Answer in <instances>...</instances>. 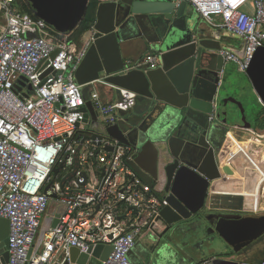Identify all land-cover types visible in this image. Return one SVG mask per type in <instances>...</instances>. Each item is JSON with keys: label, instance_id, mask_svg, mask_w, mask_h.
I'll list each match as a JSON object with an SVG mask.
<instances>
[{"label": "built area", "instance_id": "1", "mask_svg": "<svg viewBox=\"0 0 264 264\" xmlns=\"http://www.w3.org/2000/svg\"><path fill=\"white\" fill-rule=\"evenodd\" d=\"M108 1L114 0H98ZM182 1L213 28L241 38L242 43L233 47L244 57L228 49L221 53L225 63L235 62L245 72L257 49L264 46V0H178ZM0 12L4 18L0 28V218L10 223L8 246H0V264H71L72 248L88 253L108 244L113 250L102 264H133L130 253L136 243L164 231L162 210L168 206L164 194L131 167L138 147L107 133L123 118L121 111L135 107L137 93L120 88L119 100L114 95L116 86L104 78L88 85L78 83L76 72L93 37L78 46L70 39L73 33H59L35 13L23 11L18 0H0ZM135 65L138 62L126 61L125 71ZM139 65L155 69L160 57L150 54ZM98 86L112 99L104 100ZM87 87H91L88 96ZM88 100L98 114L95 127L83 110ZM217 109L215 104L213 122H217ZM237 128L250 133L256 145V141L264 145V129ZM52 201L57 203L60 221L30 255ZM246 205L247 198L244 214L264 213ZM6 252L8 262L3 260ZM217 260L264 264V257L253 262L222 256L193 264H216Z\"/></svg>", "mask_w": 264, "mask_h": 264}, {"label": "water", "instance_id": "2", "mask_svg": "<svg viewBox=\"0 0 264 264\" xmlns=\"http://www.w3.org/2000/svg\"><path fill=\"white\" fill-rule=\"evenodd\" d=\"M27 1L39 18L64 34L78 28L90 3V0ZM188 6L186 1L179 3L178 0H114L99 3L93 26V43L76 72L77 81L82 85L104 78V81L116 86L114 95L119 100L122 99L120 88L137 91L135 107L121 111L123 118L117 125L109 127L107 133L125 144L138 147L130 165L146 183L168 200V206L162 210V218L169 226L198 214L207 207L209 197L216 200L217 207H220L221 200H231L237 209L230 206L226 210L239 214H243L244 206V196L240 193L211 195V189L214 190L225 176L217 157V145L208 137L211 123L197 119L198 116L209 118L217 104V123L226 124L227 118L217 101L225 65L221 51L228 49L240 57H244V54L231 45H225L222 39L241 38L221 30L207 35L198 26V14L186 12ZM26 35L34 36L32 33ZM125 51H147L145 57L158 54L160 65L155 69L145 67L143 70L126 72ZM245 72L264 105V46L257 49ZM135 77L137 79H133ZM127 78L132 79L136 87L127 85ZM225 102L222 101V104ZM83 110L86 117L92 119L91 127H95L98 114L92 101L88 100ZM173 112L180 116L181 124L178 132L170 135L165 132L168 124H161V120L167 115H175ZM149 120L158 124V135L144 129L143 125ZM236 127L251 128L252 124L245 121L243 126ZM93 138H97V135ZM176 141L181 145H177ZM158 144L168 146L171 154L177 145V155L172 154L177 156L175 163L167 164L164 174L159 169ZM191 157H198V162H193ZM78 166L77 158L76 169ZM160 185L162 188L158 190ZM56 208V201H52L30 255L40 249L45 233L58 225L60 213L56 212ZM9 228V220L0 218V246H8ZM212 232H218L235 252H240L264 236V213L221 216ZM110 238L113 239V235ZM139 245L132 249L130 258L138 256ZM112 250L110 244L98 245L88 253L72 248L70 261L71 264H102ZM8 258L6 252L4 262H8ZM216 264L244 263L217 260Z\"/></svg>", "mask_w": 264, "mask_h": 264}, {"label": "rangeland", "instance_id": "3", "mask_svg": "<svg viewBox=\"0 0 264 264\" xmlns=\"http://www.w3.org/2000/svg\"><path fill=\"white\" fill-rule=\"evenodd\" d=\"M18 3L21 7L22 4L24 6L26 1L18 0ZM1 26L3 25H0V28ZM93 36L94 31L93 28H91L81 38V45ZM231 41L234 45H240L242 43L241 40L233 37H231ZM73 42L77 43V41L74 40ZM78 44L79 43H77V45ZM90 88L91 87H87L86 89ZM217 100L219 108L222 109V112L227 118V129L230 128L236 131V125L243 126L246 121L250 122L252 124L251 128L256 130V128H254L256 127V120L261 112H263L264 105L259 100V96L254 90L247 73L242 72L237 63H225L223 73L221 74V86H219ZM222 101L227 102L223 105ZM238 131H241L236 132L239 141L247 142V139L253 140L250 145L252 149L249 150L248 154H252L251 157L253 156L258 159V145L255 144V138L243 129H238ZM227 132L224 135V141H222V139L217 145L220 152L219 157L229 153L227 146H230L228 144L230 142H227L228 140L226 139L228 135ZM234 149H238V147H234ZM243 156L232 155V162H229L231 168H229L230 166H227V168L231 170L230 172L233 175H227L225 177L226 180L223 181L225 185L220 181L221 183H218L216 189L222 187L220 185L223 184L224 187L227 185L225 187V190H229L227 192H234V194L241 192L240 188H242L241 180L243 173L240 170H243L244 167L254 162H248V156L245 154ZM214 201L216 203V200ZM239 213L240 212L220 209L219 207L211 209L209 204H207V207L195 217L192 216L189 219H183L170 225L169 229L159 236L144 238L142 241L149 250L147 263L193 264L204 259H211L215 256L231 257L238 261L247 259H251L253 262L260 261L264 257V236L242 251L235 252L218 232H212L219 217H238L241 216ZM259 214L260 213L256 215Z\"/></svg>", "mask_w": 264, "mask_h": 264}, {"label": "crops", "instance_id": "4", "mask_svg": "<svg viewBox=\"0 0 264 264\" xmlns=\"http://www.w3.org/2000/svg\"><path fill=\"white\" fill-rule=\"evenodd\" d=\"M186 12L187 13L188 12L189 13H192V12H195V10L193 9V7L191 5H189L188 8H187V10H186ZM199 18L200 19H199V23H198L199 25L198 26L201 29H204L207 35H210L213 32H216L217 29H215L212 26H210L200 16H199ZM222 42L225 45L236 46V45H234V43L231 41V39L229 37H223ZM147 53H148L147 51H141V52H129V51H125L124 52V59H125V62L126 61H130V60H133L134 62H138V65H135L134 66L135 68L132 69L133 71H135V70H143V68H145L147 66H145V65H141L140 66L139 63H141L145 59V55ZM133 79H137V77H135ZM125 82L130 87H133V86L136 87V84H134L135 82L133 83V80L132 79H128L127 78L125 80ZM220 86H221V84H220ZM98 89L101 92L102 97H103L104 100H110V99H112V97H110L111 94L109 96H107V94L105 93L106 92V89L104 87H99L98 86ZM86 95L87 96L89 95L88 89L86 91ZM174 113H175V115H170V116L167 115V117H164L161 120V124H163V123H165V125L168 124V127L165 129V132L167 134H170V135L176 134L178 132L177 131L178 130V127L181 124V122H180L181 121L180 116L177 115L176 112H173L172 114H174ZM199 117L200 116H198L197 119L198 120H201L202 122H204L206 124L210 121L211 126H210V129H209L208 137H209V140L212 141V143H214L216 145H218L219 142L222 139H224V135L228 131L227 132L228 135H227V138L226 139L228 140L227 142H230V143H228L230 146H227L228 149H229V153L226 154V155H224V156H221V162H222L223 167H226L227 168V166H230L229 168H231V165H229V162L230 161L232 162L231 155H238L239 156V155L242 154L241 153V146H242V143L243 142L239 141L237 139V136H236V135H238V134H236V132H241V131H238V128L237 127H235V129H237L236 131L233 130V129H230V128L227 129L226 124L219 125L217 122H213L210 117L209 118H206V116H203V118H199ZM157 126H158V124L157 125L156 124H153L152 123V120L147 121L143 125L144 129H147L150 132L151 131H153V132L158 131L157 130ZM156 134H157V132H156ZM158 137H160V136H158ZM234 147H238V149H234ZM219 163H220V161H219ZM228 171H229V173L227 172L226 173V176L231 173L230 172L231 171L230 169H228ZM240 171L243 173L242 174V180H241V184H242L241 187L242 188H240V191H241L240 194L244 196V201L247 198V205H246V207L247 208H252L254 211L264 210V167H260V166H257V165H254V164L250 163L249 166L244 167L243 170H240ZM225 177H224V179L221 182H223V181L226 180ZM223 184L225 185V182H223ZM223 184L220 185L222 187H219L218 190H216V191L214 190L213 193H219V194H222V195H225V194L235 195L234 192H227V191H229V190H225V187L227 185L224 187ZM208 204L211 207V209L218 208L217 206H219L218 204L217 205L215 204L213 198L210 199V202H208ZM219 204H220V207H219L220 209H227L230 206L236 207L234 205V203H232V201L231 200H228V199H224L223 201L221 200V203H219ZM236 209H237V207H236ZM139 246H140L139 247L140 248V251L141 250L143 251V250H145L146 244H144L143 242H141Z\"/></svg>", "mask_w": 264, "mask_h": 264}, {"label": "trees", "instance_id": "5", "mask_svg": "<svg viewBox=\"0 0 264 264\" xmlns=\"http://www.w3.org/2000/svg\"><path fill=\"white\" fill-rule=\"evenodd\" d=\"M25 1H26V3L24 4V6L22 4V6L20 8L23 11L34 15V12H33V9L31 7L30 3L27 0H25ZM98 4H99L98 0H90L86 16L84 17L83 21L80 23L78 28L74 32H71V34L73 33L72 34V38L73 39L72 38H70V39L74 40V41H77V43L80 44V45L78 44V46H81V43H80L81 38L84 36V34L89 29L92 28L93 23L96 20V10H97ZM3 23H4L3 14L0 13V25H3ZM254 128L259 129V130L264 129V107H263V112H261V114L258 116V119L256 120V127H254Z\"/></svg>", "mask_w": 264, "mask_h": 264}, {"label": "flooded vegetation", "instance_id": "6", "mask_svg": "<svg viewBox=\"0 0 264 264\" xmlns=\"http://www.w3.org/2000/svg\"><path fill=\"white\" fill-rule=\"evenodd\" d=\"M223 141H224V139H223ZM247 142H245V143H248L249 141L251 142L252 140H246ZM176 144L177 145H181V143L179 142V141H176ZM177 145H176V147H177ZM158 147H159V149H160V158H159V169H160V172L161 173H163L164 174V171H165V166H167V164H172V163H175V159H176V155H177V149L175 150V148H173V152H172V154H176V155H172L171 154V152H170V150L168 149L169 147L167 146V147H165V144L164 145H161V144H158ZM169 150V151H168ZM219 155H220V152H219V149H218V153H217V157H218V159H219ZM192 158V157H191ZM193 162H198V157L197 158H192L191 159ZM162 181H163V179H162ZM158 185V182H156V185L155 186H157ZM162 187H161V185L160 186H158V190H160ZM210 199H211V197H209V199H208V201H207V204H208V202L210 201ZM204 210V209H203ZM203 210H201L200 211V213L203 211ZM200 213H198V214H200ZM198 214H195V215H193V217H195L196 215H198ZM241 215H246V214H241ZM230 217H232V216H230ZM167 224V223H166ZM169 225L167 224L166 225V227H165V229H164V231L162 232V233H164L165 231H167V229H169ZM214 228H215V226H214ZM140 242H138V243H136V246L139 244ZM135 246V247H136ZM147 249L148 248H146L145 247V250H141L140 252H139V254H138V256H132V258H130L131 259V261H132V263L133 264H148L147 262H148V257H149V253H148V251H147Z\"/></svg>", "mask_w": 264, "mask_h": 264}, {"label": "bare ground", "instance_id": "7", "mask_svg": "<svg viewBox=\"0 0 264 264\" xmlns=\"http://www.w3.org/2000/svg\"><path fill=\"white\" fill-rule=\"evenodd\" d=\"M256 142L258 143V150H257V153H259L258 159H256L253 156L251 157L252 154L251 155L248 154L249 150L252 149L251 146H250L252 141L251 142L249 141L248 143H245V142L242 143V146H241V153L242 154L239 155V156H243L245 154V155L248 156L249 162L254 161V162H251V163L254 164V165L260 166V167H264V145L260 146L261 143L259 141H256ZM253 149H254V147H253ZM231 157H232V155H231ZM220 163H221L220 165L222 166V170L224 172V176H226V173L228 172V169L226 167H223L222 162H221V158H220Z\"/></svg>", "mask_w": 264, "mask_h": 264}]
</instances>
